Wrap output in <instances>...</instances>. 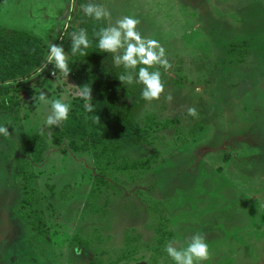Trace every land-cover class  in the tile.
Segmentation results:
<instances>
[{
    "label": "rangeland",
    "instance_id": "obj_1",
    "mask_svg": "<svg viewBox=\"0 0 264 264\" xmlns=\"http://www.w3.org/2000/svg\"><path fill=\"white\" fill-rule=\"evenodd\" d=\"M89 3L111 12L108 26L139 20L171 64L149 69L165 85L151 103L143 84L118 79L147 136L106 152L76 150L54 137L64 121L46 124L53 101L71 108L84 74L105 72L71 51ZM0 25L42 36L48 56L62 45L71 69L47 57L0 84L18 100L0 111V264H176L166 246L186 249L195 234L209 247L201 264H264V0H0ZM26 190L41 201L20 209Z\"/></svg>",
    "mask_w": 264,
    "mask_h": 264
},
{
    "label": "trees",
    "instance_id": "obj_2",
    "mask_svg": "<svg viewBox=\"0 0 264 264\" xmlns=\"http://www.w3.org/2000/svg\"><path fill=\"white\" fill-rule=\"evenodd\" d=\"M107 26L105 19L97 21L85 13L82 14L79 27L86 30L91 41V47L85 49L86 59L103 68L105 72L85 73L83 76L81 87H91L92 99L87 102L94 106V111H86V101L78 97L73 101L68 119L55 129L54 137L68 139L76 150H85L91 144L102 142V152H106L121 148L126 142L137 143L147 136L146 129L140 128L124 109L125 94L118 83V69L114 65L113 54L101 51L98 47L99 37L96 33ZM48 51V44L42 36L26 29L0 25V84L29 76L46 61ZM122 73L126 74L125 71ZM0 90L9 93L7 99L0 101V111L7 110L8 105L18 104L16 96L10 93L11 88ZM16 119L17 117H13V121ZM43 136L42 149L46 150L48 142L45 135ZM25 193L28 196L25 194L22 197L20 209L37 205L41 201L40 196L29 194L27 190ZM36 210L42 212L39 206ZM23 217L30 218L24 214ZM38 230L44 232L46 240H51L48 227L38 226Z\"/></svg>",
    "mask_w": 264,
    "mask_h": 264
},
{
    "label": "clouds",
    "instance_id": "obj_3",
    "mask_svg": "<svg viewBox=\"0 0 264 264\" xmlns=\"http://www.w3.org/2000/svg\"><path fill=\"white\" fill-rule=\"evenodd\" d=\"M83 10L87 16L99 21L111 17V12L103 6L89 3L83 6ZM139 20L124 16L116 23L103 27L96 35L99 37L98 47L101 51L111 53L114 56L116 66H121L128 70L126 74L119 76L121 83L131 85L134 82L143 84L141 95L148 102L158 101L165 92V85L161 79L160 71H149L156 65L162 66L165 70L171 68V64L166 58L165 49L157 40L142 37L137 30ZM71 51L75 55H86L85 49L91 47L86 30L81 29L78 33L71 34ZM48 61L54 63L55 68L68 77L71 69L68 65V57L62 45L50 44V54ZM143 65V66H140ZM139 66L138 73L136 72ZM135 74V77H134ZM91 87L84 86L78 91V95L86 101L84 108L88 112L94 111V106L87 101L92 99ZM39 99L44 103H48L45 93H41ZM168 101L173 99L171 94L167 96ZM70 106L61 100H55L51 103V114L47 116L46 124L48 126L59 125L69 117ZM188 114L197 116L195 107L188 108ZM0 134L7 136L9 130L7 127L0 126ZM77 254L80 250L77 249ZM168 255L176 262V264H201V262L210 258L209 247L205 243V238L200 234L191 237V241L186 249L178 250L176 243L170 242L166 246Z\"/></svg>",
    "mask_w": 264,
    "mask_h": 264
}]
</instances>
